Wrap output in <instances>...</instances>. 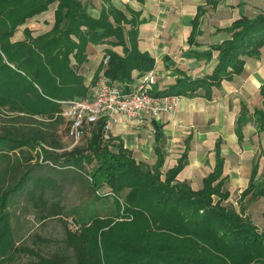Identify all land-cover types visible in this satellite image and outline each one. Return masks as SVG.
Masks as SVG:
<instances>
[{
  "label": "trees",
  "instance_id": "16d2710c",
  "mask_svg": "<svg viewBox=\"0 0 264 264\" xmlns=\"http://www.w3.org/2000/svg\"><path fill=\"white\" fill-rule=\"evenodd\" d=\"M100 1V14L94 18L82 0H0V109L11 119L0 127V264H23L16 260L20 254L36 257L35 263L28 264H69L67 254L46 257L17 244L11 221L13 204L22 194L23 201L34 195L42 200L46 189L57 186L53 179L32 175V170L59 159L44 147L61 148L53 140L56 127L65 126L60 101L88 96L101 71L112 82H130L134 71L141 75L153 69L154 59L137 48L139 14L126 8L128 17L110 0ZM51 4L56 6L49 31L33 37L24 28V39L12 41L19 26ZM202 13L198 8L191 21L189 45L195 44L200 32ZM225 30L230 33L228 39L201 54L193 53L208 60L213 50L218 51L212 72L197 78L177 77L163 94L191 98L202 90L209 99L212 87L242 72L246 57H259L264 46V12L253 18L241 16ZM89 43L120 46L122 54L107 49L106 65L101 61L86 85ZM261 95L264 107V87ZM247 114L242 105L234 128L238 141L243 138ZM253 116L257 129L264 132V111L255 108ZM151 124L155 141L151 165L137 162L120 140L103 141L102 121L80 141L82 147L62 154L77 168L91 165L86 180L94 198L100 199L98 189L107 187L114 206L111 216L75 218L76 229H65L64 243L72 250L74 264H264V230L259 231L245 214L247 202L264 197V176L255 179L257 159L236 211L223 203L229 192L224 188L221 139L214 145L212 171L203 178L202 187L193 190L176 179L187 164L188 146L177 163L162 172V125L154 119ZM36 149H41V156Z\"/></svg>",
  "mask_w": 264,
  "mask_h": 264
},
{
  "label": "crops",
  "instance_id": "0c3cea01",
  "mask_svg": "<svg viewBox=\"0 0 264 264\" xmlns=\"http://www.w3.org/2000/svg\"><path fill=\"white\" fill-rule=\"evenodd\" d=\"M110 1L128 17L130 14L126 12V8L139 14L138 19L142 23L138 26L137 48L154 59V66L150 71L156 75L157 88L161 91L174 84L176 78L182 75L197 78L210 74L217 63L218 51L213 50L208 60L198 58L193 53L201 54L212 45L228 39L230 33L225 29L241 16L253 18L264 12V0ZM55 6L51 4L45 12L27 19L18 27L12 41L24 39V28L30 30L33 37L49 31L54 21ZM86 8L90 16L98 18L101 1L87 0ZM198 8L203 10L199 19L200 32L195 37V44L189 45L187 40L192 29L191 21ZM107 49L122 54L120 46L107 43L87 45L84 67L86 71H90L91 76L86 77V85L90 84ZM137 76L138 73L134 71L131 81ZM262 87L264 46L259 57L245 58L240 74L234 75L230 80H223L219 87H212L211 98H205L200 90L191 98L181 96L171 114L141 119L119 116V121L112 125L111 134L132 152L137 162L151 165L155 162L154 129L151 121L154 119L159 122L164 135L165 155L161 170L165 172L173 167L187 145V164L176 179L187 182L193 190L200 189L203 178L212 171L214 145L217 139H221L224 188L229 192V198L223 203L232 205L238 211L239 196L248 185L255 158L258 164L255 179L259 180L264 176V132L257 129L253 116L255 108L264 111ZM242 105L246 106L248 114L247 122L242 127L243 138L238 141L234 128ZM245 214L259 231L264 230V197L247 202Z\"/></svg>",
  "mask_w": 264,
  "mask_h": 264
},
{
  "label": "rangeland",
  "instance_id": "374dc122",
  "mask_svg": "<svg viewBox=\"0 0 264 264\" xmlns=\"http://www.w3.org/2000/svg\"><path fill=\"white\" fill-rule=\"evenodd\" d=\"M82 1L87 3V0ZM87 71L86 77L91 76L90 71ZM9 115L4 108L0 109L1 128L11 123ZM63 129L62 125H58L53 136L54 142L61 145L60 149L44 147L47 151L57 153L59 159L56 162L42 161L43 165L34 166L32 170V175L53 179L57 182V186L54 189H46L42 200H38V196L34 195L33 199L23 201L26 197L22 194L17 204H13L11 221L17 244L46 257L53 254H67L70 257L69 264H74L72 250L64 243L65 229L72 231L76 229V223L73 222L75 218L85 220L93 215L111 216L114 206L107 187L98 189L97 195L101 196L100 199L94 198L86 180V173L91 165L84 164L83 168H77L72 163L66 162L65 157L62 156L64 152L71 151L75 146H83L81 142L76 143L68 139ZM40 150L36 149L38 153ZM40 159L42 160V157L39 161ZM34 162L32 160L31 164ZM16 260L28 264L35 263L37 259L32 255L20 254Z\"/></svg>",
  "mask_w": 264,
  "mask_h": 264
},
{
  "label": "built area",
  "instance_id": "2783aa9c",
  "mask_svg": "<svg viewBox=\"0 0 264 264\" xmlns=\"http://www.w3.org/2000/svg\"><path fill=\"white\" fill-rule=\"evenodd\" d=\"M108 58L104 55L103 65ZM162 92L157 88V77L151 71L130 82H112L101 71L88 96L59 102L62 105L60 114L65 120V136L80 142L97 122L102 121V138L108 142L113 138L111 128L119 121V116L141 119L171 114L181 96Z\"/></svg>",
  "mask_w": 264,
  "mask_h": 264
},
{
  "label": "water",
  "instance_id": "95a60500",
  "mask_svg": "<svg viewBox=\"0 0 264 264\" xmlns=\"http://www.w3.org/2000/svg\"><path fill=\"white\" fill-rule=\"evenodd\" d=\"M73 222H74V223H77L75 219H73Z\"/></svg>",
  "mask_w": 264,
  "mask_h": 264
}]
</instances>
